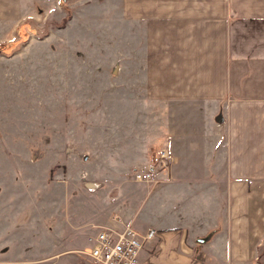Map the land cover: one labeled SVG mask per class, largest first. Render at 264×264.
Instances as JSON below:
<instances>
[{
	"label": "crops",
	"instance_id": "obj_1",
	"mask_svg": "<svg viewBox=\"0 0 264 264\" xmlns=\"http://www.w3.org/2000/svg\"><path fill=\"white\" fill-rule=\"evenodd\" d=\"M118 7L133 42L121 67L133 87L128 100L154 120L133 141L153 152L166 147L172 159L158 184H137L128 171L153 155L137 147L136 160L97 176L120 185L92 196L99 206L91 217L79 214L84 192L70 203L61 194L56 244L83 236L84 246L103 225L130 224L157 232L139 264H262L264 0H118Z\"/></svg>",
	"mask_w": 264,
	"mask_h": 264
},
{
	"label": "rangeland",
	"instance_id": "obj_2",
	"mask_svg": "<svg viewBox=\"0 0 264 264\" xmlns=\"http://www.w3.org/2000/svg\"><path fill=\"white\" fill-rule=\"evenodd\" d=\"M118 9V0H0V264H96L82 252L92 240L56 244L61 194L70 203L84 192L79 214L91 217L92 196L120 183H88L136 160L148 145L133 138L154 121L128 100L121 67L133 42Z\"/></svg>",
	"mask_w": 264,
	"mask_h": 264
},
{
	"label": "built area",
	"instance_id": "obj_3",
	"mask_svg": "<svg viewBox=\"0 0 264 264\" xmlns=\"http://www.w3.org/2000/svg\"><path fill=\"white\" fill-rule=\"evenodd\" d=\"M171 159L170 149L161 147L152 155L149 164L134 168L133 178L139 182L156 183L160 179L161 170L168 167ZM88 184L90 188L101 186L99 181ZM156 233L155 228L141 232L130 224L103 225L92 239L90 247L82 252L96 264H139L141 250Z\"/></svg>",
	"mask_w": 264,
	"mask_h": 264
},
{
	"label": "trees",
	"instance_id": "obj_4",
	"mask_svg": "<svg viewBox=\"0 0 264 264\" xmlns=\"http://www.w3.org/2000/svg\"><path fill=\"white\" fill-rule=\"evenodd\" d=\"M65 21V20H64ZM64 26V25H63Z\"/></svg>",
	"mask_w": 264,
	"mask_h": 264
}]
</instances>
